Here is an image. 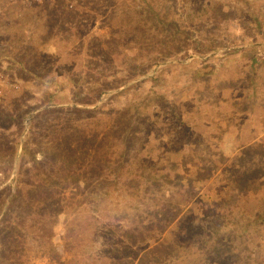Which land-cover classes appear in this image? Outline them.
<instances>
[{"label": "rangeland", "instance_id": "374dc122", "mask_svg": "<svg viewBox=\"0 0 264 264\" xmlns=\"http://www.w3.org/2000/svg\"><path fill=\"white\" fill-rule=\"evenodd\" d=\"M0 264H264V0H0Z\"/></svg>", "mask_w": 264, "mask_h": 264}]
</instances>
